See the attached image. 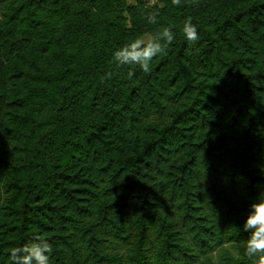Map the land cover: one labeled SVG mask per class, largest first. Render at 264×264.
Masks as SVG:
<instances>
[{
  "label": "trees",
  "instance_id": "obj_1",
  "mask_svg": "<svg viewBox=\"0 0 264 264\" xmlns=\"http://www.w3.org/2000/svg\"><path fill=\"white\" fill-rule=\"evenodd\" d=\"M164 27L149 72L114 61ZM262 192L264 0H0V264L39 234L51 264H250Z\"/></svg>",
  "mask_w": 264,
  "mask_h": 264
},
{
  "label": "clouds",
  "instance_id": "obj_2",
  "mask_svg": "<svg viewBox=\"0 0 264 264\" xmlns=\"http://www.w3.org/2000/svg\"><path fill=\"white\" fill-rule=\"evenodd\" d=\"M181 0H172L174 5H179ZM158 13H148L146 18L150 23L157 22ZM182 33L186 40L194 43L199 39L198 31L192 24L191 18L183 23ZM174 33L169 27H164L152 38H137L113 53V59L119 65H138L145 73L150 71L151 61L154 57L165 51L167 44H171ZM163 41L164 43H161ZM110 77V74H108ZM243 230L249 235L243 241L246 256L250 264H264V192L257 201L250 205ZM52 245L45 235L33 237L31 242L20 247L8 249V256L12 264H51L50 253Z\"/></svg>",
  "mask_w": 264,
  "mask_h": 264
}]
</instances>
